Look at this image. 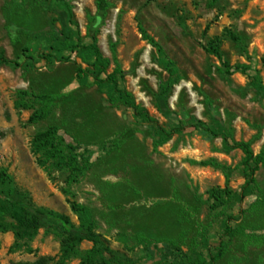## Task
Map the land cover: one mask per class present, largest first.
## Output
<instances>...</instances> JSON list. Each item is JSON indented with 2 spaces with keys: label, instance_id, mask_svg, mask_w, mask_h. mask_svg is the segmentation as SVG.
<instances>
[{
  "label": "rangeland",
  "instance_id": "1",
  "mask_svg": "<svg viewBox=\"0 0 264 264\" xmlns=\"http://www.w3.org/2000/svg\"><path fill=\"white\" fill-rule=\"evenodd\" d=\"M63 2L70 5L84 38L95 0ZM107 2L97 45L110 60L108 73L115 58L125 74L122 85L136 103L162 127L178 132L153 151L150 127L127 108L110 106L104 90L88 76L78 83L77 69L88 68L61 46L75 30L60 2L0 0V50L19 65L0 67V174L9 177L19 199L75 225L71 205L88 207L96 233L112 253L106 264H183L207 226L210 251L225 248L215 264H264V204L257 205L254 195L211 211L209 191L228 186L239 192L244 181L237 170L227 183L221 171L200 165L215 160L234 169L244 154L225 153L220 138L209 139L191 127L194 120L206 126L220 122L235 142L249 143L254 156L264 153V99L250 87L254 77L264 86V0ZM139 26L177 69L179 80L160 110L153 95L168 75ZM214 46L220 58L209 52ZM224 65L241 69L227 73ZM19 91L60 98L46 119L31 122L39 106L29 101L28 109L16 108ZM49 127L59 129L66 145L91 154V168L77 182L37 145L35 137ZM255 177L264 193L263 167ZM226 225L227 238L222 237ZM137 235L154 244L145 249ZM91 247L85 242L79 255L63 258L56 234L40 230L17 239L11 232L0 233V264L39 258L48 264H81Z\"/></svg>",
  "mask_w": 264,
  "mask_h": 264
},
{
  "label": "trees",
  "instance_id": "2",
  "mask_svg": "<svg viewBox=\"0 0 264 264\" xmlns=\"http://www.w3.org/2000/svg\"><path fill=\"white\" fill-rule=\"evenodd\" d=\"M57 1L60 2V6L66 12L68 25L75 30L72 38H64L62 40L61 46L70 53L75 54L88 68L86 70L77 69L78 83H83L85 77L88 76L94 85L104 90L110 106L127 108L131 111L133 118L137 122L150 127L152 149L153 151H157L173 138L178 129H165L150 116L144 107L136 103L134 97L122 85L125 74L117 65L115 58L113 59L115 68L111 73H108L110 60L105 58L100 52L97 45V36L100 29L105 25L110 4L107 0H95L96 12L89 19L85 37L82 38L74 21L70 5L63 2V0ZM138 29L143 40L155 48L158 55V64L168 75L167 80L159 84L158 93L153 95L156 100V108L160 110L171 88L179 80L177 69L172 62L166 59L163 50L146 34L145 30L141 26ZM233 40L238 42L237 38L233 37ZM209 52L220 58L217 47H211ZM2 66L18 67L19 65L9 60L4 51L0 50V67ZM224 67L227 73H230L232 70L238 71L241 69L240 67L230 68L228 65H224ZM250 87L258 98L264 99V86L259 78L254 77ZM59 98L58 95L19 91L18 101L15 106L18 109H28L29 101L36 103L39 106V110L35 112L30 120L31 122H38L49 116ZM191 127L209 139L220 138L222 149L225 153L241 150L244 154L242 163L234 169L221 165L215 160H209L200 164L201 166H209L221 171L227 183L233 170L239 171L244 181L239 192L232 191L228 186L224 190L216 189L209 191V201L211 202L209 209L211 211L217 209L226 210L231 206V203H241L246 198L254 195L258 198L256 204L263 205L264 193L259 190L255 175L261 167L264 168V153L254 156L250 144L235 142L231 137L230 130L220 122L206 126L204 123L194 120ZM35 141L47 160H57L60 166L69 173L71 182H77L80 178H83L91 168V154L86 150L80 152L77 147L66 145L63 138L59 136V129L57 127H49L44 132L39 133L35 137ZM113 146L117 147L118 142L114 141ZM102 148L107 147L106 145H102ZM256 204L255 206H257ZM71 210L77 217V225L73 224L66 216L37 209L19 199L16 196L15 190L11 187L9 177L5 173L0 174V233L11 232L17 239L31 238L40 230L56 234L62 239L63 258L79 255V247L85 242L90 243L92 247L82 257L81 264H106V258L111 256L112 253L106 246L105 241L96 233V221L91 210L77 203L71 205ZM209 227L201 229L198 236L199 243L195 242L189 253L184 255L183 264H207V260H209V264H215L224 255L225 248L219 247L215 250V253L210 251L208 244ZM229 233L230 228L226 225L222 237L227 238ZM135 240L138 242V245H142L145 249H149L154 244V241L145 238L143 235L135 236ZM170 246L174 247L175 245L170 242ZM169 249L167 247V250ZM12 264H48V260L39 258L29 263L17 262Z\"/></svg>",
  "mask_w": 264,
  "mask_h": 264
}]
</instances>
